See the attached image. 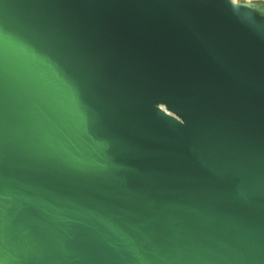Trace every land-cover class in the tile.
<instances>
[{"label": "water", "instance_id": "obj_1", "mask_svg": "<svg viewBox=\"0 0 264 264\" xmlns=\"http://www.w3.org/2000/svg\"><path fill=\"white\" fill-rule=\"evenodd\" d=\"M0 264H264V11L0 0Z\"/></svg>", "mask_w": 264, "mask_h": 264}, {"label": "rangeland", "instance_id": "obj_2", "mask_svg": "<svg viewBox=\"0 0 264 264\" xmlns=\"http://www.w3.org/2000/svg\"><path fill=\"white\" fill-rule=\"evenodd\" d=\"M235 4L249 5L256 10L264 11V0H231Z\"/></svg>", "mask_w": 264, "mask_h": 264}]
</instances>
